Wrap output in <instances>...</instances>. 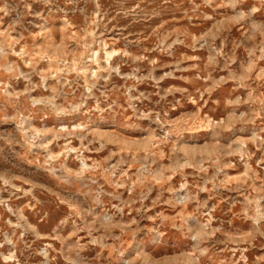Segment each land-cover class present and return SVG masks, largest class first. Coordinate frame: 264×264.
Listing matches in <instances>:
<instances>
[{"label": "rangeland", "instance_id": "rangeland-1", "mask_svg": "<svg viewBox=\"0 0 264 264\" xmlns=\"http://www.w3.org/2000/svg\"><path fill=\"white\" fill-rule=\"evenodd\" d=\"M0 264H264V0H0Z\"/></svg>", "mask_w": 264, "mask_h": 264}]
</instances>
